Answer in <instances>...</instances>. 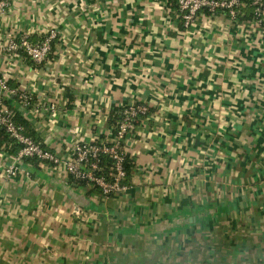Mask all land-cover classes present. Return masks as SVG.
<instances>
[{"label":"crops","instance_id":"1","mask_svg":"<svg viewBox=\"0 0 264 264\" xmlns=\"http://www.w3.org/2000/svg\"><path fill=\"white\" fill-rule=\"evenodd\" d=\"M7 2L0 77L29 101L3 103L43 149L65 161L113 137L115 109L146 114L109 197L0 152V264H264V35L220 15L185 29L169 0ZM49 29L44 63L6 51Z\"/></svg>","mask_w":264,"mask_h":264},{"label":"built area","instance_id":"2","mask_svg":"<svg viewBox=\"0 0 264 264\" xmlns=\"http://www.w3.org/2000/svg\"><path fill=\"white\" fill-rule=\"evenodd\" d=\"M7 7V0H0V17ZM176 12L185 29L192 27L200 16L220 15L236 29H242L248 34L260 32L264 35V0H176ZM56 38L57 34L52 29L45 31L36 42H30L29 36L23 35L18 41L12 40L6 51L11 53L21 51L33 63L39 65L48 59ZM11 95L16 96L23 106L29 101L28 94L18 93L9 88L6 80L0 77V128L7 137L20 145L16 155L18 161L36 159L41 163L62 166L73 181H84L87 185L97 187L104 197L121 193L128 188L121 184L125 177L122 169L123 157L126 155L124 144L127 135L135 127V121L146 114L145 107L134 105L124 107L121 119L113 127L112 138L76 143L72 146L69 157L63 161L22 133V127L14 121V112L7 109L3 103L4 98ZM104 155H108L113 161L111 169L114 170V176L110 180L102 174L100 157ZM6 173L14 175V168H9Z\"/></svg>","mask_w":264,"mask_h":264},{"label":"trees","instance_id":"3","mask_svg":"<svg viewBox=\"0 0 264 264\" xmlns=\"http://www.w3.org/2000/svg\"><path fill=\"white\" fill-rule=\"evenodd\" d=\"M169 1H171L173 3L172 6L176 11V6L174 5V3H176V0H169ZM123 109L124 108H118V109H115L114 111H112L111 116H110V121H111L113 126H115L118 123V121L121 119V113H122ZM14 121L16 124H18L19 126L22 127V133L25 136H28V134L26 133L27 127H26L25 122L20 120V118L18 116L16 117V115L14 116ZM137 122H138V119L135 121L134 125H136ZM28 137H30V136H28ZM19 149H20V145L18 143H16L15 141L9 139L7 137V135L5 134V132L0 128V152L5 150L12 155H16L18 153ZM100 164L103 166L102 174L105 175L107 180H110V178H112L114 176V170L111 169V167L113 165L112 159L108 155L101 156L100 157ZM122 169L125 173V177L121 181V184L125 185V186H129L130 185L131 171L133 169V162L130 159V157L128 156V154H126L123 157ZM71 180H73V179L71 178ZM76 184L78 186H83V187L88 186V187H90L91 192H96L98 194H101V191L97 187L92 186V185H87L86 182H84V181H78V182H76Z\"/></svg>","mask_w":264,"mask_h":264}]
</instances>
